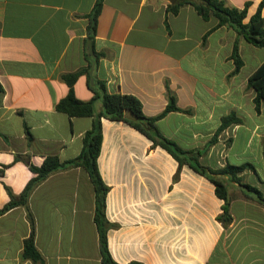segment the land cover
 Returning a JSON list of instances; mask_svg holds the SVG:
<instances>
[{
    "label": "crops",
    "instance_id": "crops-1",
    "mask_svg": "<svg viewBox=\"0 0 264 264\" xmlns=\"http://www.w3.org/2000/svg\"><path fill=\"white\" fill-rule=\"evenodd\" d=\"M172 1L104 0L93 76L110 94L137 97L150 118L166 110L171 93L181 111L156 125L185 151L203 150L222 119L235 114L242 122L227 127L200 162L214 170L252 165L241 176L264 195V102L257 113L248 87L264 64V48L232 28L215 29L218 21L205 20L189 3L168 12ZM261 1L228 0L236 8L251 3L245 22ZM95 3L0 0V210L8 190L18 196L34 177L17 157L40 167L48 156L65 162L82 151L94 118H70L56 107L69 93L62 77L88 66ZM236 40L243 66L233 75ZM90 83L79 77L78 99L92 100ZM95 108L101 112L102 102ZM102 129L98 165L109 187L108 246L118 264H264V206L254 194L225 178L233 219L225 227L218 220L224 201L208 179L184 165L175 180L179 163L172 155L123 121L103 118ZM29 208L43 262L23 256L32 226L19 206L0 216V264H101L95 190L83 168L52 174L33 191Z\"/></svg>",
    "mask_w": 264,
    "mask_h": 264
},
{
    "label": "trees",
    "instance_id": "trees-1",
    "mask_svg": "<svg viewBox=\"0 0 264 264\" xmlns=\"http://www.w3.org/2000/svg\"><path fill=\"white\" fill-rule=\"evenodd\" d=\"M183 3L191 4L195 10L205 19L215 18L218 22L215 29L220 27H229L236 31L239 37H243L248 43L258 48H264V16L262 14L264 8V0L261 1L256 13L245 22L248 16V10L251 3H247L244 8H236L229 4L228 0H173L168 6V12L178 14L179 8ZM104 0H96L92 14L89 16L88 38L93 44L97 33L98 18L102 12ZM206 38H204L205 40ZM88 66L79 71L64 75L62 78L69 86L68 95L62 99L56 109L58 112L66 114L70 118L74 117H92L94 118L92 128L87 131L83 138V148L80 155L69 161L61 162L56 156H48L40 167L34 166L30 158L17 157V160L23 161L34 174V177L28 182L24 191L16 196L9 190L10 201L0 210V216L6 214L10 210L22 206L28 211V219L32 226V232L28 239L24 242L23 256L25 259L34 263H42L43 258L35 245V218L29 208V199L31 194L38 185L44 182L48 177L58 171H64L71 168H83L90 178L95 190V215L94 222L99 233V245L101 252V264H118L110 254L108 246V231L113 226L106 216V199L109 187L104 183L98 165L100 157L103 129L102 119L111 121H123L135 128L153 143L152 147H161L166 150L179 163V169L174 177L177 180L180 176V170L184 165H188L198 174L208 179L214 186L216 195L224 201L222 213L218 216V220L225 226L232 223V214L230 208V197L228 193L227 182L225 178H229L231 182L243 187L248 192L254 194L256 200L264 206V195L256 187L246 183L245 177L241 176L246 170L253 169L250 164L241 166L227 165L224 168L214 170L208 166H204L200 162L208 149L214 145L219 135L230 125L242 122L235 114H230L222 119V125L216 135L208 142L203 150L185 151L175 142L166 138L158 129L156 122L167 113L181 111L177 105L175 97L169 94V104L166 110L159 116L150 118L143 112L141 101L130 94L107 92L105 84L98 81L94 76V82L90 83L94 97L90 101H82L78 99L74 93V85L82 75H87L90 79V69L93 62L98 64L100 56L94 51V56L86 55ZM232 59L235 63L233 75L237 74L243 66V61L239 55V42L236 40ZM95 65V66H96ZM248 87L256 92L254 99L256 111L260 113L261 103L264 102V64L249 78ZM3 87L0 84V93ZM102 102L103 109L97 113L95 103ZM264 154V151H263ZM129 264H142L131 262Z\"/></svg>",
    "mask_w": 264,
    "mask_h": 264
},
{
    "label": "water",
    "instance_id": "water-1",
    "mask_svg": "<svg viewBox=\"0 0 264 264\" xmlns=\"http://www.w3.org/2000/svg\"><path fill=\"white\" fill-rule=\"evenodd\" d=\"M87 47H88V54L93 57L94 56V49H93V42L91 39L88 40L87 42ZM95 62L92 63L91 65V69H90V81L91 83L94 82V77H93V72H94V69H95Z\"/></svg>",
    "mask_w": 264,
    "mask_h": 264
}]
</instances>
